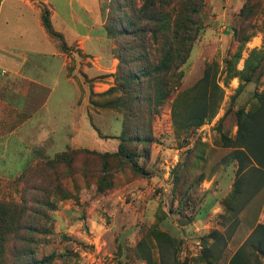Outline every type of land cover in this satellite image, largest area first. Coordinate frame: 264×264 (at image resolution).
I'll return each instance as SVG.
<instances>
[{
  "label": "rangeland",
  "instance_id": "rangeland-1",
  "mask_svg": "<svg viewBox=\"0 0 264 264\" xmlns=\"http://www.w3.org/2000/svg\"><path fill=\"white\" fill-rule=\"evenodd\" d=\"M117 1L98 0L100 27L111 43V54L106 46L104 55L110 63L107 71L113 69L117 46L138 45L133 37L107 32L122 24L115 17L130 14L128 9L116 10ZM120 1L138 9L144 0ZM201 3L189 34L194 42L180 67L181 83H172L169 95L163 83L144 82V101L152 105L143 103L142 111L134 103L128 111L96 108L90 100L102 104L120 96L122 101L133 99L121 87L138 93L139 83L83 76L81 98L88 99L87 111L84 102L77 109L85 115L87 147L35 149L26 161L0 168V264H205L195 260L204 251L202 237L212 230L227 236L233 228L232 237L213 257V264H228L253 228L264 224V178L246 174L243 200L233 207L237 210L244 200L246 205L239 212L225 211L238 165L230 159L232 149L220 140L235 138L237 111H251L264 90V0ZM55 41L61 46L63 39ZM66 45L64 53L72 57L75 48ZM79 56L81 69L91 67V56ZM74 68L72 59L69 74ZM206 69L209 83H196ZM58 85L50 113L37 117L44 126L39 129L47 134L53 128L55 133L67 130L72 118L75 89ZM18 87L26 96H15ZM110 88L108 95H94ZM35 90L40 96L36 102ZM44 96L45 90L31 83L7 81L0 100L10 107L0 103V136L31 116ZM11 97L24 108V118L12 123L6 118L17 106ZM208 103L214 106L205 110H214V115L198 127L189 126L188 112Z\"/></svg>",
  "mask_w": 264,
  "mask_h": 264
},
{
  "label": "trees",
  "instance_id": "trees-1",
  "mask_svg": "<svg viewBox=\"0 0 264 264\" xmlns=\"http://www.w3.org/2000/svg\"><path fill=\"white\" fill-rule=\"evenodd\" d=\"M201 2L202 0H199L197 5L195 0H144L140 8L137 9L134 3H129L127 7H124L118 0L116 10L128 9L130 14L115 17L113 21L120 23L121 20L122 24L117 27L113 23V27H109L107 32L120 37H133L138 45L134 47L127 43L125 46L121 44L117 46L118 56L114 58L115 70L104 76L103 79L114 78L121 83H139L138 93L131 87L123 86L121 89L135 95L133 99L122 101L120 96L102 104L90 100V105L96 108L103 106L122 110L127 108L128 111L131 109V104L134 103L137 106L136 110L140 112L143 103L152 105L151 100L144 101V98H147L142 95L144 89L141 83L144 82L163 83L164 93L169 95L173 89L172 83H181L183 73L180 71V67L187 59L191 44L194 42V34H189L192 31V26L196 24L194 18L202 7ZM40 7L41 23L48 37L55 43L58 50L64 53L68 50L66 41L61 34L52 29L49 10L44 5H40ZM136 34H138V38L135 36ZM58 38L63 39V42H60L61 46L55 41ZM135 51L138 53L136 54ZM132 64H142V66L136 68L135 71L131 68ZM123 66L126 70L122 69ZM209 71L206 69L196 83H209ZM120 72L123 74L119 75ZM99 79L101 77L97 78V80ZM212 83L216 82L212 80ZM112 91L113 88H110L94 95L96 97L108 95ZM187 92L184 91L178 98ZM125 95L127 94L125 93ZM212 105L214 106V103H208L201 105L199 109L190 110L188 112L189 126L198 127L207 118L213 116L214 110L209 114L205 110L207 106ZM236 119L235 138L231 139L225 136L220 138L223 147L232 149L230 159L235 160L238 165L232 190L224 201L225 211L232 213L239 212L247 203L244 200L237 210L233 207L235 201L243 200L244 187L247 184L246 174L264 178V90L257 96L256 106L249 112L237 111ZM124 156L130 158L127 154ZM263 187L264 182L261 184V189ZM232 233L233 228L227 231V236L218 230H212L202 237L204 251L198 259H195L196 262L213 264L216 251L220 245H226L227 240L232 237ZM225 237L227 238L225 239ZM228 264H264V224L258 223L253 228L250 235L230 257Z\"/></svg>",
  "mask_w": 264,
  "mask_h": 264
},
{
  "label": "crops",
  "instance_id": "crops-1",
  "mask_svg": "<svg viewBox=\"0 0 264 264\" xmlns=\"http://www.w3.org/2000/svg\"><path fill=\"white\" fill-rule=\"evenodd\" d=\"M37 4L44 5L49 10L52 29L61 34L69 46H74L76 52H71L72 57L59 51L48 37L41 23V10ZM101 19L98 0H0V81L3 80L0 83V94L7 81L14 83L17 80L45 90L39 106L26 119L21 116L23 104L18 105V99L13 101L11 97L17 106L8 111L11 114L6 117L7 120L10 123L14 120L17 122L18 118L23 120L0 136L1 169L26 161V155L35 154V149L49 151L57 145H69L74 149L87 147L89 143L82 132L85 115L80 114L77 109L84 102L87 111L88 99L81 98L80 84L84 83L82 77L99 78L115 70V61L112 59L113 69L107 71L110 63L104 55L106 46L111 54V43L100 27ZM79 53L92 57L89 58L91 67L81 69L82 59ZM72 59L75 61V68L69 74L68 67ZM58 83L75 89L72 118L66 126L67 130L55 133L53 128L52 133L47 134L39 129L44 126H39L40 120L37 121V117L50 113L49 105L57 92ZM83 88L87 92V87ZM20 92L25 95L24 89L18 87L15 96ZM26 92L29 94V90ZM34 97L35 102L40 100L36 90ZM0 103L5 105L4 108L10 107L8 102L0 100Z\"/></svg>",
  "mask_w": 264,
  "mask_h": 264
}]
</instances>
